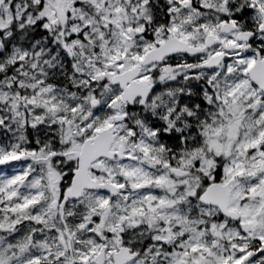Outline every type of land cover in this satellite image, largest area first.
Returning <instances> with one entry per match:
<instances>
[{
  "label": "snow or ice",
  "instance_id": "snow-or-ice-1",
  "mask_svg": "<svg viewBox=\"0 0 264 264\" xmlns=\"http://www.w3.org/2000/svg\"><path fill=\"white\" fill-rule=\"evenodd\" d=\"M0 264H264V0H0Z\"/></svg>",
  "mask_w": 264,
  "mask_h": 264
}]
</instances>
